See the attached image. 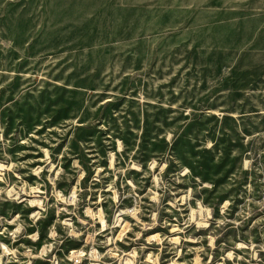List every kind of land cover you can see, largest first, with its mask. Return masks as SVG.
Listing matches in <instances>:
<instances>
[{"label": "rangeland", "instance_id": "1", "mask_svg": "<svg viewBox=\"0 0 264 264\" xmlns=\"http://www.w3.org/2000/svg\"><path fill=\"white\" fill-rule=\"evenodd\" d=\"M0 264H264V0H0Z\"/></svg>", "mask_w": 264, "mask_h": 264}]
</instances>
